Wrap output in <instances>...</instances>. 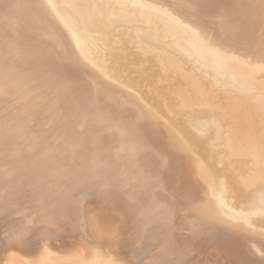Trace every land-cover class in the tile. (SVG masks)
Returning <instances> with one entry per match:
<instances>
[{
	"label": "bare ground",
	"instance_id": "bare-ground-1",
	"mask_svg": "<svg viewBox=\"0 0 264 264\" xmlns=\"http://www.w3.org/2000/svg\"><path fill=\"white\" fill-rule=\"evenodd\" d=\"M262 40L264 0H0V264H264Z\"/></svg>",
	"mask_w": 264,
	"mask_h": 264
},
{
	"label": "snow or ice",
	"instance_id": "snow-or-ice-1",
	"mask_svg": "<svg viewBox=\"0 0 264 264\" xmlns=\"http://www.w3.org/2000/svg\"><path fill=\"white\" fill-rule=\"evenodd\" d=\"M125 5H120V7H124ZM85 7H89L88 5H85ZM92 8L99 9L101 8L100 5H91ZM107 7H111V5H107ZM99 14L102 16L103 12L100 11ZM213 52L215 54L216 59L222 60L225 58H228L227 51L221 52L219 48L213 49ZM260 52H261V61L259 64L256 65V67L261 71L264 72V40L261 42V47H260ZM231 59H236L239 60V57H231ZM245 65H248L251 63V60H244L242 61ZM4 91L3 88H0V93ZM254 91V90H253ZM259 99H260V104L262 107V111H264V89H262L259 93ZM255 207V206H253ZM260 214H264V195L261 197L260 201V207L259 209L256 210ZM83 214V213H82ZM255 214V213H252ZM243 215V214H240ZM86 225V217L85 220L82 221ZM245 223L247 221L245 220ZM53 236L51 234H46L44 236H35V233L32 232V230L27 226V224H21L19 227H14L11 231L5 232L4 233V239L11 245L13 246H27L32 243H38V244H46L49 240H51ZM261 255L264 256V252H261ZM155 264H175L173 261H157Z\"/></svg>",
	"mask_w": 264,
	"mask_h": 264
}]
</instances>
